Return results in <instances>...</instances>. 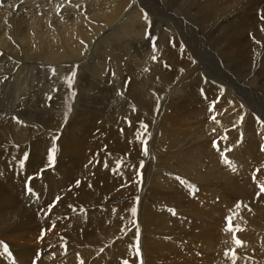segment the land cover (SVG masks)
I'll return each mask as SVG.
<instances>
[{
  "label": "rangeland",
  "instance_id": "obj_1",
  "mask_svg": "<svg viewBox=\"0 0 264 264\" xmlns=\"http://www.w3.org/2000/svg\"><path fill=\"white\" fill-rule=\"evenodd\" d=\"M9 1L11 2V5H10ZM61 1L60 0H32V1L31 0H17V4H13L12 0H0V28L4 31L6 30L7 32L9 30L8 33H10L12 39L14 37H15L14 39H16V37H17V39H16L17 43L14 42L15 44H13V42L11 40H9L10 41L9 45L11 47H9V45L6 46L7 44H5V43L3 44L2 43L3 40H0V42L2 43L0 45H3V46H0L1 47L0 48V50H1L0 51V53H1L0 54V80H1L0 81V110L4 111L3 114L0 111V120H1L0 124L3 125V127H2V125H0V148H1V150H0V169L3 168V170H2L3 172L2 171L0 172V175H1L0 176V190H2V188L8 183L6 181V175H7L6 171H7L8 174L10 173L11 175H16V176L19 175L20 176L21 180H23L22 187L24 189L22 188V192H23V190L25 191L24 194L20 195L19 193L18 194H16L15 192L13 193V190H12L11 192L7 193L9 196L6 194L7 196L3 195V197L0 198V205H1L0 206V246H1L0 247V264H69L67 259L69 260L70 253H71L72 249L81 245L82 242H83V244L88 245L89 247H92V246L96 247L97 245H103V244H99L102 237H99L100 238V239L98 238L99 241L98 240L96 241L97 245H89V242L87 241L88 240L87 235L91 231V229H89V228H91L93 225H102L101 227L108 226V225H114L115 226L117 222L118 223L122 222V220L125 218L124 217L125 214H127V212H126L128 209V207H126L127 205L122 204L121 206L120 205L114 206V207H111V209H110V207H104L103 208L101 205H97V204L95 205L93 202H89L88 204H91V205L93 204L91 207L92 209H94V208H99V209H94L93 212L91 211L90 213L86 214L83 217L77 216L78 218H75V219L71 218L70 222L69 221L67 222V220L62 221L61 218H64L66 216V215L65 216L63 215L66 210L64 211L62 209L65 208L63 205L67 201H70V202H68V207L72 206V204L74 205V204H82V203H80L79 199H70L69 200L67 197L62 196L63 195V194H61L62 191L67 190V189L70 190L72 187L71 185L70 186L64 185L59 189H56V190L54 189V192L52 195H55V196H52V195L48 196V194L50 195V193H47V191H49V185H47V184H49V181H51L53 184H55L54 186H56L57 183H58V185H60L63 181H65L67 179H71L75 183H77V181H79L80 182L79 186H81V188L88 187L89 185L92 186V184H96V183L102 181V179L101 180L99 179L101 176L107 177V175L112 173L111 172L112 165L110 168H109V165H110V162L116 163V161H117L116 159L122 161V163H121L119 169H117L116 172H113L115 174H117V173L132 174V173H134V171H138L139 175H141L140 177L142 178L143 175L146 174V172H157L156 171V170H158L157 166H159L160 164H161V166H166V169H168V167H169V169L173 167L175 170V173L178 174V175L174 174L175 175V176L173 175L174 177L177 176L179 179L185 178L183 180H187V182H190L194 179L193 180L194 182L192 184L195 185L194 187H196V188L198 187L197 191H199L201 189H205L207 191V194H208L210 200L212 199V202L219 201L223 197H227V198L230 197L229 199H232V200L234 199L233 200L234 203L239 202L241 204V206H244L245 208L248 207L250 212L254 215L253 216L250 213L252 217L249 214V216H247V218H250V219H247V218H245L246 217L245 215L239 216L238 214L231 212V211H226L224 209H219V210L215 209L214 210L212 208L204 210L203 214H201V213L197 214V213H193V212L188 211L185 207H183L184 204H179L175 208L176 209L177 208L182 209V211H183V212L179 211V216H180V219L182 220L181 221L182 223L179 224L178 228H175L172 231L165 230L163 232L164 235L162 237L167 236L166 239H169V240H171V238H172V241H174V243H176L179 240H182V241L187 240V242L191 241L193 243H196V241L198 240V236L201 233H203V232L206 233L208 230L209 231H212V230L216 231L217 227L219 225H223L226 227V225H227L226 217H229V216L233 217L232 223L234 226L239 225L240 229H242L241 231L247 230L248 231L247 234H250V235L252 234L253 236L258 237L259 234L262 233V231H264L260 227L263 223L261 224L262 221L259 220L260 218H259L258 213H257V203L259 202V200H261L262 197H264V193L262 194V192H260V186L264 185V176H263L264 175V171H263L264 170V164H260V163H264V152H263L264 151V145H262V143L264 144V140H263L264 138L262 137L263 135L260 136L259 134L257 135V133H252V135H251V132H249L250 133L249 134L245 130H240V133L233 140L229 141L227 134L224 135L221 132H219L220 129L218 128L216 121H218L220 117L222 119L223 115L226 116L227 115V109L232 108V106L234 105L231 98H228L225 95H222L219 93H216L218 99H220L225 104V107L219 109V113L217 112L219 106L218 107L214 106V105H212V102H211L210 105H208L206 107V110H204V111L192 110L190 115L189 114H185V115L183 114L182 116H179L177 118V120L175 121V123L173 122V124H170L169 127L164 126L165 123L161 124L159 127H155L156 115L154 116L155 110L152 109V107H147L148 114L143 115V116H141V114H142L141 111H138L135 108H134V110H129V109L127 110V107L125 104L118 103L116 101V99H114L113 97H114V95H117L118 88H121L123 90V92L126 93V90H128L130 88V86L132 85V83L134 81L132 78L134 65H131V64H134L137 60L140 59V52L137 53V57L135 59V62H132V60H130L127 57L129 54L128 51H126L124 49V47H121L119 45V42L117 39V37H119V36L117 34H116L117 37L110 36V38H108L105 42H103L102 45L98 48L99 50H96L93 53L92 60L90 61V64L88 65V67H86L83 72L80 70L82 81L80 80L79 83L74 82L73 85L67 86V80H70V78H68V76L71 73V68H72L74 62H77V59H72V58H69V59H66V58H63V59L43 58V57H38L37 55H35L33 53H28L25 50V46L28 43L29 36H37L40 34V32L47 31L49 33V35H51L54 38H58V37L62 38L63 34L66 32V28L71 29L69 27L65 28V26L62 25V23L58 24L56 19L53 18L54 17L53 13L55 11L57 13V11L60 10L59 6L61 5ZM44 2H45V4H44ZM8 3H9V5H8ZM164 3L167 4V2H164ZM52 4H54V5L52 6ZM262 4L264 5V0H262V3L259 4L260 6L257 7L258 9L253 10L255 16H257V14L259 16L261 12L264 13V8H262ZM30 5H31V7H30ZM39 5H40V7H38ZM57 5H58L57 10L52 9L54 6H57ZM62 6H63V4H62ZM42 7L44 9H42ZM178 7L179 6H174V4L169 2V5H168L169 12H172L173 14H178V12H177ZM9 8L11 10H9ZM34 8H36V10ZM49 8H51L52 10H49ZM260 8H261V10H260ZM22 9H24V10H22ZM30 9H31V12H30ZM40 9H42L41 10L42 12L40 11ZM67 10H69V9H67ZM8 11L11 12V14L8 13ZM27 11H29V12H27ZM60 12H61V10H60ZM189 12H188L189 18H187L186 20L190 22L191 26H195L196 29L201 34H202V31H205V33H203L202 39H197L193 36L189 37L190 42L193 45V47H195L200 53V58L202 61L200 63L202 65L203 69L206 72H208L209 75H211L212 77H214V76H215V78L219 77V78H222L223 80H226L228 82H231L233 84H236V85H239L240 87H242L244 89V92H242L243 90H239V91L236 90V94L241 96L243 98V101L247 105L252 106L253 108L256 109V111L258 110L261 114L264 115V84H263L264 83V79H263L264 78L263 77L264 76V68H263L262 61L259 57V53L257 52V51H259L258 50L259 45L261 46V48L264 47V45L262 46V44H261L264 42V31H262L263 35L256 37L257 38L256 39L257 47H256V44H255V46H252L251 41H253V40H251L252 39L251 36H253L255 33H252L250 30H248L247 33H244L241 35V37L244 38V39H242L240 36L233 34L232 29L230 27L223 28L224 31L222 30V28L214 29V27L216 28V26L220 23L219 21H222V18H221L222 16L220 17L219 15H213V13L210 12V10L205 9L203 7H197L196 9L189 11ZM32 14H33V16H32ZM38 14H40L39 15L40 18L38 16ZM60 14H62V13H60ZM163 14H165L163 16H166V13L163 12ZM182 15H183V13L180 14V16H182ZM24 16H27V17H24ZM45 16H46V18H45ZM57 16H58V14H57ZM31 18L33 19V21L36 19L34 23H33ZM172 18L173 17L168 16L167 21L170 22L169 24L174 29L177 28V24L183 26V21L180 20V22H176V20L172 19ZM241 18H243V17H241ZM241 18L239 17L240 20H241ZM17 19L19 20V22L20 21L21 22L16 23V21H18ZM29 19H31V20H29ZM249 20H251V21L249 22ZM249 20H247L249 23L253 22L252 18ZM24 21H26V22H24ZM28 21L30 22V24H28ZM1 24H2V26H1ZM14 24H15V26H14ZM49 24H52V25H49ZM5 25H7V26H5ZM8 26H10L11 28ZM12 26H14V27H12ZM19 26L23 27V29L25 30V33L27 35L23 36L17 30L18 28H20ZM3 27L7 28V29H4ZM166 27H167L166 23L163 25V28H160V29L151 27V29L148 30L144 36H146L145 39H153L154 43L153 44L147 43L145 45H149L159 52V50L162 49V47L160 46V43L169 42L167 53H168L169 57L174 58V52L170 49V47H173V40L170 39V40L164 41V40L160 39L161 36L163 35ZM46 28L49 30H47ZM1 29H0V31H1ZM11 29L13 30V32ZM225 29H226V31H225ZM229 30H231V31H229ZM242 30H244V29H242ZM28 32H29V34H28ZM213 32H214V34H212ZM18 33L20 35H22V37L19 38L20 40L18 39ZM220 33L223 34L224 37L222 35H220ZM214 35L215 36L217 35V36L215 37ZM218 36H220V38H218ZM207 38H209V40L210 39L211 40L208 41ZM242 40H244V41L241 43L240 41H242ZM3 42H5V41H3ZM209 42H211V43H209ZM12 44H13V46L15 45L14 49H11V48H13ZM211 44H213V45H211ZM237 45H239L240 47H237ZM207 46H209V47H207ZM223 46L225 49L223 48ZM7 48H8V50H7ZM9 48H10V50H9ZM16 48H17V50H16ZM207 48H209L211 50V52ZM247 48H249V49H247ZM252 48L254 51L251 50ZM13 50L14 51L16 50V52H14ZM140 51H143V50L140 48ZM214 51L217 52L216 53L217 57L213 53ZM255 51H256V53H255ZM253 53L255 54V57H254ZM249 54H251V55L249 56ZM240 55H243V56L241 57ZM7 56H8V58H7ZM105 56H108V57L106 58ZM223 56H225V59H228L227 61L229 64L225 61ZM245 56H247V57H245ZM4 57L6 58V61L3 60ZM144 57L145 58L149 57V55L145 54L143 56V58ZM115 58H116V60H115ZM45 59H49V60L46 61ZM155 60L159 62V56H157ZM176 62L177 63L180 62L178 58L175 59L174 63H169V58L165 59L166 65H170V64L175 65ZM67 63H69L71 67ZM226 64H228L229 67ZM236 64H239V66L238 65L236 66ZM258 66H261L263 69L258 67ZM3 68H5V69H3ZM66 69L69 70V73ZM259 69H262V70L260 71ZM96 70H99L98 73L100 74V76H98V77H96L94 75V72ZM137 70H138V68H137ZM118 72L120 75L117 74ZM183 72L185 73L186 70L184 69ZM250 72L255 73V76H257V78H258L257 82L252 83V85H250V86L240 84L238 81L239 80L245 81L243 77L245 75L251 74ZM130 73H132V74H130ZM226 73H228L232 78H229L226 75ZM221 74H223V75H221ZM260 77H261V80H260ZM219 78H217V79H219ZM192 79H191L192 81L190 80L192 82V84L189 81L190 83L188 82L187 85H185L184 87H181L180 90L175 95L174 103H176L177 105L171 107V109H170L171 112H172V110L177 111L178 107L181 108L182 111L184 110V108L187 110L188 107H185L187 104H189L190 102H194L196 100H200L201 98L205 97L206 94L209 93L210 90L206 84H203L200 81L195 80L194 78H192ZM16 80H17V82L14 83ZM117 80H119V81H117ZM8 82L9 83L11 82L10 83L11 85ZM21 82L22 83L24 82V83L21 84ZM52 83H54V84H52ZM42 85H44V86H42ZM128 86H129V88H128ZM12 87L15 89H13ZM248 88H251L252 90H249ZM15 90H16V92H15ZM2 91H3V93H2ZM200 92H202V93H200ZM19 93H21V94H19ZM25 93H27V94H25ZM8 96H9V98H8ZM247 97H249V98H247ZM19 98H21V100ZM65 98H66V100H65ZM29 99H31V100H29ZM246 99L248 102L245 101ZM14 100H16V101H14ZM25 100H26V102H25ZM27 100L29 101V103L31 105L29 103H27L28 102ZM8 101H9V103H8ZM131 101L134 104H139L136 99H132ZM20 102H21V104H20ZM24 103H25V106H24ZM16 104L17 105L19 104L18 107ZM140 104H142V103H140ZM10 105H12L11 106V107H13L12 109H11ZM42 105H43L44 109L42 108ZM120 106L123 107L124 109H126V112H124L123 110H120ZM215 107H217V108H215ZM209 108H212V111H210ZM213 108H215V109L213 110ZM14 110H16V111H14ZM67 110H69V111H67ZM6 111H8V112H6ZM10 111H12L13 113ZM16 112H18V115ZM215 112H217V113H215ZM120 114H121V116H120ZM201 114H204L205 117L202 121H199L200 117L202 116ZM126 115H127V117H126ZM4 116L6 117V119L4 118ZM74 116H75V119H74ZM212 116L216 117V121L211 119ZM14 117H15V119H14ZM61 117L63 120L61 119ZM109 117L112 120H110ZM197 117H198V119H197ZM103 118L105 121L104 124L105 125L107 124V127L111 126V128H113L115 126L114 128H116V129L121 128L122 130L119 129L118 131L120 132V134L123 131L122 134L123 135L125 134V136L128 137L129 140H131V141L128 140L129 142L139 140L142 134H143V136H142L143 140H148L147 141V151H148L147 154H145L144 151H142V149H141L142 153L141 152L138 153V155L142 154L140 159L143 161V166L141 168H138L135 170L134 167L128 166L126 164V161L131 156V152L128 151V149L124 146L125 140H123L121 138L119 139V137L116 138L113 141L114 143L112 142L111 145H104V146L100 145V146H98L100 150L102 147L104 149H107V146H112V148L115 152V153L113 152L112 154H115V155L118 154L116 156L111 155L109 157H106L105 161L100 156L99 153H95L96 151H98V148L97 147L95 148V146L94 147L93 146H86L82 149H80V148L75 149L74 148L76 150V152L63 150V142L66 145L68 143H70L69 146H72L73 144H76L79 142H84V141L86 142V140L88 138L90 139L91 136L88 137L86 135L91 133V132H95L96 129L99 128L97 123H99ZM130 118H131V120H130ZM138 119L140 120L139 122L143 121L144 124H147V125L151 124V125H148L147 131L144 130L142 125L140 126L141 123L138 122ZM5 120L7 121L6 123H5ZM168 120H173V118L168 119ZM87 121H89L93 124L92 128H89V126H87V125H83ZM129 121L131 122L132 125L129 123ZM51 122H53L54 124L52 125ZM71 122H73V123H71ZM13 123H14V125H12ZM17 123H19V124H17ZM37 123H38V125H37ZM120 124H121V126H120ZM4 125H6L5 126L6 128L4 127ZM112 125H113V127H112ZM58 126H60L59 129H58ZM76 126H78V128L80 130L78 128H76ZM85 127L88 129H86ZM10 128H14V129H10ZM73 128H74V130H72ZM17 129H18V132H17ZM75 129L77 130V132L75 131ZM81 129H82V131H81ZM132 129H133V132H131ZM198 129L200 131H202V130H204V131L206 130V131L200 132ZM213 129H215L216 133H215V131H213ZM38 130H39V132H38ZM176 130L181 131L183 134L185 132L184 135H187V136L180 139L179 142H173V134H174V131H176ZM9 131L12 132L13 134L10 133ZM143 132L147 134V137H146V134H144ZM153 132H155V133L153 134ZM158 132H160V133H158ZM194 132H196V134ZM73 133H74V135H73ZM5 134H7V135L5 136ZM161 134H162V136L164 135V138H162ZM256 135H257V137H255ZM78 136H80V137H78ZM159 136H161V137H159ZM132 137H134V138H132ZM150 137H151V139H150ZM158 137L161 138V140L160 139L158 140ZM223 137H227V138L222 139ZM250 137L255 138L256 145H254V143H251L252 142L251 140H248V139H250ZM31 139H33V140H31ZM214 139L218 144V147H213L214 151L210 153V154H214V155L209 154L210 156H208L207 155L208 153L205 152L207 149L204 147L201 148V150H203L205 152V153H203V156L204 157L206 156V158L208 159V162L202 163L199 165L196 164L197 170L194 169L193 171H190L192 173L191 174L188 170H190V169L192 170L193 168H191V167L193 165H195L194 157L196 156L195 153L197 152L196 146H198L200 144L202 146L204 144H209L210 142L212 143L214 141ZM15 140L16 141L18 140V141L16 142ZM68 140H69V142H68ZM155 140H157L156 143H155ZM158 141H159V143H162V142L164 143V144L162 143V145H161L162 147H160V149H162L164 147L161 150L162 153H161L159 147L156 145V144H158ZM220 141H226L227 143L228 142H230V143L227 144L228 147H226V146L223 147L222 145H220V143H218ZM202 143H204V144H202ZM244 144H246V145L249 144L248 146L251 149L250 152H252L250 154H252V156L254 155L253 156L254 161L252 162V170L250 169V171L248 172V174L250 173L248 178L240 176L238 171L236 170V168H234V163L237 160H239V156L241 154V149H242L241 146ZM35 145H36V147H35ZM188 146H189V148H188ZM5 147H7V148H5ZM13 147H15L14 149H16V148L17 149L14 150ZM18 147H19V150H18ZM49 147H51V148H49ZM53 147L55 148L54 157H56V158H54V161L49 162V160L47 158L48 153H49L48 151L50 149H52ZM175 147H177V150ZM190 147H191V149H190ZM3 148H5L6 150ZM93 148H95V149H93ZM154 148H156L157 152L160 151V153L155 152ZM167 148L169 150H166ZM229 148H231V151L228 150ZM78 149H79V151H78ZM157 149H159V150H157ZM179 149H180V151H179ZM17 150L19 151L18 156L14 155L16 153L15 151H17ZM238 150H240V153ZM12 151L14 152V154L10 153ZM91 151H92V153H91ZM181 151H182V153H181ZM222 152H223L224 157H226L228 161L232 162L231 165L224 162V158L221 155ZM143 153L145 156L143 155ZM169 153L172 154L171 158L168 157V156H170ZM260 153H263L262 158L260 155H258ZM161 154H162V156H161ZM60 155H61V157H60ZM146 155H149L151 158L149 156L146 157ZM178 155L179 156L181 155V156L179 157ZM232 155H233V157H232ZM43 156H45V157H43ZM62 156H64V157H62ZM68 156H69V158H68ZM97 156H99V157H97ZM259 156H260V158H259ZM33 157H35V158H33ZM78 157H81V160H84V163L86 165L85 169H81L79 165H73L71 163V160L73 158H78ZM159 157H161V158H159ZM163 157L167 160V164H166V161ZM144 158H146V159H144ZM155 158H157V159H155ZM175 158H177V159H175ZM178 158H179V160H178ZM102 159H103V161H102ZM260 159H262V161ZM14 160H16V161H14ZM32 160H33V162H32ZM35 160H36V162H35ZM158 160H160V161H158ZM181 161L182 162L184 161L183 162L184 165L181 163ZM21 162H23V164H21ZM104 162H105V164L107 163V165H108L107 167L106 166L103 167ZM157 162H160V164ZM168 162L171 165L170 164L168 165ZM172 162H173V164H172ZM191 162H193V164H191ZM200 165L201 166L204 165V166L201 167ZM114 166H116V164H114ZM153 166H156V167H153ZM183 166H185V167H183ZM232 167L235 170H233ZM104 168H105V170H104ZM198 168H200V169H198ZM92 169H96L98 172H100L102 174L99 176H94L95 171H93ZM90 170H92V171H90ZM143 170H144V172H143ZM60 171L62 172L61 174H59ZM170 171L171 170H169L168 172H170ZM212 171H214V172H212ZM210 172H212L213 174H211ZM229 173H230V175H229ZM255 174L259 175V178L258 177L256 178ZM260 174H261V176H260ZM184 175H185V177H184ZM202 175H205V176H202ZM89 176H92V180L90 183L88 182L89 183V185H88L85 183V180ZM179 176H181V177H179ZM190 176H192V177H190ZM254 176H255V179H253ZM94 177L98 181L95 180ZM29 178H31V179H29ZM182 179H180V181ZM250 179H251V181H250ZM259 179H261L263 181H261ZM154 180H156V179L153 177L151 182L153 184H156V181L153 182ZM164 180H166V179H164ZM37 181H39V182H37ZM167 182L170 183L171 181L168 180ZM34 183H36V184H34ZM228 183H230V184H228ZM242 183H243V185H242ZM236 185H238V187ZM253 185H254V187H253ZM154 186L156 187L157 184ZM29 187H31V189H32L31 193L28 192ZM66 187H68V188H66ZM145 190L146 189L139 191L138 194L143 193V194H145V197H149L150 194L153 196V193L151 191H148L146 193ZM238 190H240L242 192L244 191V192L242 193ZM255 190H257V191H255ZM235 192H237V193H235ZM54 193H56V194H54ZM154 193L156 194L157 192H154ZM252 193H253V195H252ZM257 193H260L259 194L260 196L257 195ZM216 194H217V196H216ZM57 196L60 197L59 202L56 200ZM50 197L53 199V201ZM214 197H216L215 200H214ZM240 197H242V198H240ZM243 197H245L247 200L244 199ZM47 198H49L51 200H49ZM236 198L239 199L240 201L239 200L236 201ZM248 198H249V200H248ZM61 199L64 201V203L62 202ZM242 199H244V200H242ZM47 200H49V202H47ZM76 200L77 201L79 200L78 201L79 203H77ZM247 201L248 202L250 201V202L248 203ZM53 202H55L57 205L55 204V207L49 209V205L53 204ZM138 203H139V201H137V205H138ZM46 204H48V205H46ZM253 204H255V205H253ZM43 205L46 208V211H44ZM58 205H60V206L57 207ZM61 205H62V207H61ZM167 205L168 204L165 203V206H166L165 209H167L168 211L171 210L169 205L168 206ZM216 205L217 204H215V206ZM123 206H124V208H123ZM218 207H220V206H218ZM47 208H48V210H47ZM53 209L54 210L56 209V210L54 211ZM51 210H53V211H51ZM122 210H123V212H122ZM120 211L122 212L121 215L119 214ZM185 211L187 213H185ZM211 211H213V212H211ZM57 212L63 213L62 215L64 217L61 216V214L59 215ZM13 213H15V214H13ZM53 213H56V215ZM173 213L177 214L175 212V210L173 211ZM231 213H233V214H231ZM51 214H52V216H51ZM111 214H112V216H111ZM103 215H105V216H103ZM236 215H237V217H235ZM1 216H2V218H1ZM11 217H13L14 219ZM41 217H43V218H41ZM98 217L100 220L97 219ZM103 217H105V219ZM106 217L111 218L112 222L110 221V219H108ZM39 218H41V219H39ZM251 218L252 219L255 218V219L252 220ZM190 219H194V220L200 219L201 220L200 226L196 227L194 232L189 229V222H186V221H189ZM23 221H24V223H23ZM101 221H103V222H101ZM106 221L109 224H107ZM255 221H256V223H255ZM96 222H98L99 224ZM202 222H203V224H202ZM88 226H89V228H88ZM116 226H118V225H116ZM114 228L116 230L118 229V232L121 230L118 227L117 228L114 227ZM196 230H197V232H196ZM239 232L240 231L235 232L236 238H238L236 235ZM180 233H181V235H180ZM230 234H232V236H233L232 232H230ZM215 235H216V232H215ZM227 235H229V234H224V237H223L224 239L221 238V239L216 240L214 238L215 241L211 240L209 242V244L207 245V247L205 248L204 253L209 257L215 258V257L219 256L220 249H223V247H225V249H223V251L225 250L228 253L232 254V250L233 249L235 250V247L233 246L232 248L229 249L226 246H224L226 241H227L225 236H227ZM115 236H119V235H115ZM115 236H112L109 234L105 238L106 242L104 244H108L111 241L110 240L111 237L113 238ZM194 236H196V237H194ZM92 238H94V240H95L94 236ZM107 239H108V241H107ZM198 241H197V243H198ZM4 245L7 246L8 252L4 253ZM137 247H138V245H137ZM107 248H105L104 250H107V252H111L114 255L111 257L113 259L110 260V262L106 261L104 264H110V263L111 264H125V260L128 261V264H133L130 261V260H132V256L128 257L127 259H124V258H126L123 256V251L125 250L124 248L123 249L121 248L120 249L121 251L119 250V252L115 251V246H113L112 248H111V246L107 247ZM109 249H111V250H109ZM11 250H13V251H11ZM200 251H201L200 248L196 249V253H199ZM115 253L118 255H116ZM138 262L139 263H134V264H144V263L145 264H151L148 260L144 259L143 256L139 257ZM197 263H199V262H197ZM199 264H205V263H199ZM206 264H208V263H206Z\"/></svg>",
  "mask_w": 264,
  "mask_h": 264
},
{
  "label": "bare ground",
  "instance_id": "obj_2",
  "mask_svg": "<svg viewBox=\"0 0 264 264\" xmlns=\"http://www.w3.org/2000/svg\"><path fill=\"white\" fill-rule=\"evenodd\" d=\"M13 4H17V0H12ZM32 1V0H31ZM61 1V0H60ZM10 2V1H9ZM38 2V1H37ZM41 2V1H40ZM59 2V1H58ZM164 2H167L164 3ZM169 2L174 4V6H179L177 9L178 14H173L172 12H169ZM22 3V2H21ZM31 3V2H30ZM56 3V2H55ZM262 3V0H62L61 1V7L59 6V11H56L53 13L54 15V19H56L57 23H62V25L66 27H69L71 29H67L66 28V32L63 34V37L60 38H54L51 35H49V33L47 31H42L40 32L39 35L37 36H29L28 38V43L25 46V50L28 53H33L35 55H37L38 57H43V58H57V59H77V62H74L72 68H71V73L69 74L68 78H70V80H67V86L73 85L74 82L79 83V81L81 80V71L83 72L85 70L86 67H88V65L90 64V61L92 60V56L93 53L96 50H99L98 48L102 45L103 42H105L108 38H110V36H116V34L119 36L117 37L119 45L121 47H124V49L126 51H128V58L130 60H132V62H135V59L137 57V53L140 52V59L137 60L133 66V83L132 85L128 86V90H126V93L123 92V90L121 88H118V93L117 95H114V99H116V101L118 103H122L125 104L127 107V110H134V108L138 111H141V116L148 114L147 111V107H152V109H154V116L156 115V120H155V127H159L161 124L165 123L164 126L169 127L170 124H173V122L175 123V121L177 120V118L179 116H182L183 114H189L191 113L192 110L195 111H204L206 110V107L208 105H210V103L212 102V105L214 106H219L217 112L219 113V109L225 107V104L218 99L216 93L225 95L228 98H231L234 105L232 106V108L227 109V115L224 116L221 119V117L219 118V122L216 123L218 125V128L220 129L219 132H221L222 134L228 136V140L231 141L233 140L239 133L240 130H245L248 133L251 132L252 133H257V135L259 134L260 136L263 135L262 137L264 138V115L261 114L258 110L256 111L255 108H253L250 105H247L244 101L243 98L239 95L236 94V90H243L242 92H244V89L242 87H240L239 85L233 84L231 82H228L226 80H223L222 78H215L212 77L211 75H209L208 72H206L201 63V58H200V53L199 51L193 47V45L190 42L189 37L193 36L197 39H202L203 37V33H205V31H202V34L199 33V31L196 29L195 26H191L190 22L187 21L186 19L189 18L188 12L192 11L194 9H196L197 7H203L205 9L210 10V12L213 13V15H219L222 18V21H219L220 23L216 26V28L214 27V29H220L222 28H227L230 27L232 29V33L236 34L238 36L241 37L242 34L247 33L248 30H250L252 33H255L253 36H251V44L252 46H255L256 44V37H259L262 34V29H264V13H260V15L255 16L253 10L254 9H258L257 7L260 6L259 4ZM20 4V3H19ZM24 4V3H23ZM22 4V5H23ZM29 4V3H28ZM34 4V3H33ZM39 4V3H38ZM45 4V2H44ZM63 4V6H62ZM70 4V5H69ZM9 5V3H8ZM11 5V2H10ZM54 4H52L53 6ZM185 5V6H184ZM29 6V5H28ZM27 6V7H28ZM15 7V6H14ZM31 7V5H30ZM29 7V8H30ZM35 7V6H34ZM40 7V5L38 6ZM187 7V8H186ZM33 8V7H32ZM58 5L54 6L52 9H56L57 10ZM262 8H264V5L262 4ZM7 9V8H6ZM36 10V8H34ZM38 9V8H37ZM42 9H44L42 7ZM40 9V11L42 10ZM51 8H49V10H52ZM69 9V10H67ZM9 10H11L9 8ZM14 10V9H13ZM24 10V9H22ZM34 10V11H35ZM261 10V8H260ZM6 11V10H5ZM44 11V10H43ZM259 11V10H258ZM3 12V11H2ZM16 12V11H15ZM29 12V11H27ZM31 12V9H30ZM38 12V11H37ZM36 12V13H37ZM42 12V11H41ZM166 13V16H163ZM8 13L11 14V12L8 11ZM40 13V12H39ZM45 13V12H44ZM47 13V12H46ZM51 13V12H50ZM62 13V14H60ZM183 13L182 16H180V14ZM190 13V12H189ZM2 14V13H1ZM58 14V16H57ZM60 14V15H59ZM201 14V13H200ZM40 14H38L39 16ZM5 16V15H4ZM10 16V15H9ZM33 16V14H32ZM145 16L147 17V19H145ZM168 16L173 17L172 19H175L176 22H180L183 21V26L177 24V28H173L167 21ZM194 16V15H193ZM261 16V17H260ZM27 17V16H24ZM202 17V16H201ZM239 17H243L241 18V20L239 19ZM6 18V17H5ZM8 18V17H7ZM40 18V16H39ZM46 18V16H45ZM50 18V17H49ZM165 18V19H164ZM204 18V17H203ZM253 19V22L249 23L251 20L249 19ZM20 19V18H19ZM23 19V18H22ZM32 19V18H31ZM29 19V20H31ZM35 19V18H34ZM219 19V18H218ZM16 20V19H15ZM18 20V19H17ZM36 20V19H35ZM35 20L33 21V23L35 22ZM249 20V22L247 21ZM14 21V20H13ZM27 21V20H26ZM24 21V22H26ZM3 22V21H2ZM11 22V21H10ZM19 22L16 21V23ZM21 22V21H20ZM19 22V23H20ZM206 22V21H205ZM218 22V21H217ZM14 23V22H13ZM37 23V22H36ZM35 23V24H36ZM53 23V22H52ZM167 24V27L164 30L163 35L161 36L160 39L166 41V40H173V47H170V49L174 52V58L173 57H169L168 55V44L169 42L166 43H160V46L162 47L161 50H159V52L152 48L149 45H145L147 43H154L153 39H145L146 36H144L148 30L151 29V27L154 28H163L164 24ZM24 24V23H23ZM22 24V25H23ZM27 24V23H26ZM28 24H30V22L28 21ZM39 24V23H38ZM42 24V23H41ZM19 25V24H18ZM52 25V24H49ZM207 25V24H206ZM229 25V26H228ZM2 26V24H1ZM7 26V25H5ZM15 26V24H14ZM12 26V27H14ZM37 26V25H36ZM63 26V27H64ZM208 26V25H207ZM10 27V26H8ZM20 28H18L17 30L24 36L27 35L25 33V30L23 29L22 26H19ZM4 28V27H3ZM11 28V27H10ZM213 28V27H212ZM1 29V28H0ZM7 29V28H4ZM16 29V28H15ZM29 29V28H28ZM47 29V28H46ZM244 29V30H242ZM12 30V29H11ZM33 30V29H32ZM49 30V29H47ZM1 29L0 31V40H3L5 42L2 41V43L7 44L6 46L9 45L11 40L13 42V44L17 43L16 39H12L11 35L8 30V32L5 30ZM157 31V30H156ZM224 31V30H223ZM226 31V29H225ZM231 31V30H229ZM228 31V32H229ZM11 32V31H10ZM13 32V30H12ZM222 33V32H221ZM223 37L224 35L221 34ZM29 34V32H28ZM207 34V33H206ZM214 34V32L212 33ZM22 35H20L18 33V39L22 37ZM160 35V34H159ZM210 35V34H209ZM144 36V37H143ZM153 36V35H152ZM213 36V35H212ZM215 36V35H214ZM217 36V35H216ZM215 36V37H216ZM229 36V35H228ZM227 36V37H228ZM24 38V37H23ZM192 38V37H191ZM218 38H220V36H218ZM230 38V37H229ZM242 39H244L243 37H241ZM208 41L209 38H207ZM223 39V38H222ZM225 39V38H224ZM20 40V39H19ZM158 40V39H157ZM213 40V39H212ZM217 40V39H216ZM109 41V40H108ZM116 41V40H115ZM163 41V42H164ZM226 41V40H225ZM244 40L240 41L241 43ZM11 42V43H12ZM15 42V43H14ZM111 42V41H110ZM0 42V44H2ZM208 43V42H207ZM211 43V42H209ZM12 44V46H13ZM262 46L264 45V42L261 43ZM109 45V44H108ZM107 45V46H108ZM196 45V44H195ZM213 45V44H211ZM216 45V44H215ZM3 46V45H0ZM210 46V45H209ZM207 46V47H209ZM9 47H11L9 45ZM221 47V46H220ZM237 47H240L239 45H237ZM248 47V46H247ZM257 47V44H256ZM1 48V47H0ZM4 48V47H3ZM15 45L13 46L14 49ZM140 48L143 51H140ZM224 48V46H223ZM242 48V47H241ZM240 48V49H241ZM255 48V47H254ZM5 49V48H4ZM120 49V48H119ZM139 49V50H138ZM206 49V48H205ZM209 49V48H207ZM225 49V48H224ZM244 49V48H243ZM242 49V50H243ZM249 49V48H247ZM257 49V48H256ZM8 50V48H7ZM10 50V48H9ZM17 50V48H16ZM16 50L14 52H16ZM121 50V49H120ZM200 50V49H199ZM210 50V49H209ZM253 50V48L251 49ZM259 51H257L259 53V57L262 61L263 64V68H264V47L261 48V46L259 45L258 48ZM1 51V50H0ZM254 51V50H253ZM208 52V51H207ZM211 52V50H210ZM228 52V51H227ZM216 56L217 52H213ZM226 53V52H225ZM232 53V52H231ZM245 53V52H244ZM256 53V51H255ZM1 54V53H0ZM104 54V53H103ZM108 54V53H107ZM145 54H148L149 57H144L143 56ZM233 54V53H232ZM242 54V53H241ZM254 54V53H253ZM252 54V55H253ZM208 55V54H207ZM228 55V54H227ZM234 55V54H233ZM232 55V56H233ZM251 54H249L250 56ZM99 56V55H98ZM110 56V55H109ZM119 56V55H118ZM123 56V55H122ZM155 56H159V62L152 59V57ZM231 56V55H230ZM235 56V55H234ZM241 57L243 55H240ZM6 57V56H5ZM3 58L4 61H6V58ZM106 58L108 56H105ZM126 57V58H127ZM217 57V56H216ZM225 59V56H223ZM227 57V56H226ZM236 57V56H235ZM247 57V56H245ZM255 57V54H254ZM258 57V58H259ZM8 58V56H7ZM23 58V57H22ZM37 58V57H36ZM111 58V57H110ZM169 58V63H174L175 59H179V63L176 62L175 65H166L165 63V59ZM239 58V57H238ZM49 59H45L46 61ZM121 59V58H120ZM230 59V58H229ZM116 60V58H115ZM118 60V59H117ZM228 59H225V61L228 63L227 61ZM247 60V59H246ZM245 60V61H246ZM252 60V59H251ZM9 61V60H8ZM167 61V60H166ZM231 61V60H230ZM109 62V61H108ZM222 62V61H221ZM11 63V62H10ZM237 63V62H236ZM244 63V62H243ZM8 64V63H7ZM44 64V63H43ZM69 64V63H67ZM127 64V63H126ZM229 64V63H228ZM228 64H226L228 66ZM178 65V66H177ZM239 66V64H236V66ZM242 65V64H241ZM257 65V64H256ZM51 66V65H50ZM70 66V64H69ZM68 66V67H69ZM125 66V65H124ZM71 67V66H70ZM229 67V66H228ZM227 67V68H228ZM260 68H262L261 66H258ZM138 68V70H137ZM250 68V67H249ZM262 68V69H263ZM5 69V68H3ZM186 70V72L184 73L183 70ZM238 69V68H237ZM245 69V68H244ZM251 69V68H250ZM262 69H259L260 71ZM67 70V69H66ZM81 70V71H80ZM132 70V69H131ZM130 70V71H131ZM34 71V70H33ZM57 71V70H56ZM69 73V70H67ZM99 70H96L94 72V75L96 77L100 76V74L98 73ZM246 71V70H245ZM64 72V71H63ZM222 72V71H221ZM231 72V71H230ZM258 72V71H257ZM86 73V72H85ZM247 73V72H246ZM251 73V72H250ZM262 73V72H261ZM119 74V72L117 73ZM132 74V73H130ZM242 74V73H241ZM259 74V73H258ZM120 75V74H119ZM223 75V74H221ZM226 75L229 78H232L228 73H226ZM263 75V74H262ZM261 75V76H262ZM226 76V77H227ZM93 77V76H92ZM225 77V76H224ZM264 77V76H263ZM95 78V77H94ZM122 78V77H121ZM130 78V77H129ZM194 78L195 80L200 81L203 84H206L209 88V93L206 94L205 97L201 98L200 100H196L194 102H190L189 104H187L185 107H188V109L186 110L184 108V110L182 111L181 108H177V111L172 110V112L170 111L171 107L176 106L177 104L174 103L175 100V95L177 94V92L180 90L181 87H184L185 85L188 84V82ZM238 78V77H237ZM244 80H239L238 82L240 84L243 85H247L250 86L252 85V83H256L257 82V76H255V73H251L248 75H245ZM19 79V78H18ZM264 79V78H263ZM5 80V79H4ZM15 80V79H14ZM129 80V79H128ZM193 80V79H192ZM191 80V81H192ZM238 80V79H237ZM261 80V77H260ZM1 81V80H0ZM82 81V80H81ZM119 81V80H117ZM127 81V80H126ZM190 81V82H191ZM232 81V80H231ZM234 81V80H233ZM17 80L14 82L16 83ZM189 82V83H190ZM199 82V83H200ZM9 83V82H8ZM7 83V84H8ZM11 83V82H10ZM9 83V84H10ZM24 83V82H23ZM21 82V84H23ZM42 83V82H41ZM111 83V82H110ZM6 84V83H5ZM54 84V83H52ZM120 84V83H119ZM122 84V83H121ZM130 84V83H129ZM192 84V82H191ZM261 84V83H260ZM264 84V83H263ZM11 85V84H10ZM115 85V84H114ZM127 85V84H126ZM9 86V85H8ZM22 86V85H21ZM44 86V85H42ZM120 86V85H119ZM195 86V85H194ZM98 87V86H97ZM123 87V86H122ZM260 87V86H259ZM13 88V87H12ZM22 88V87H21ZM252 88V87H251ZM251 88H248L249 90H252ZM15 89V88H13ZM23 89V88H22ZM59 89V88H58ZM124 89V88H123ZM9 90V89H8ZM11 90V89H10ZM19 91V90H18ZM203 91V90H202ZM6 92V91H5ZM12 92V91H11ZM16 92V90H15ZM21 92V91H20ZM188 92V91H187ZM249 92V91H248ZM3 93V91H2ZM24 93V92H23ZM116 93V92H115ZM199 93V92H198ZM202 93V92H200ZM12 94V93H11ZM18 94V93H17ZM21 94V93H19ZM27 94V93H25ZM253 95V94H252ZM14 96V95H13ZM18 96V95H17ZM21 96V95H20ZM254 96V95H253ZM9 98V96H8ZM11 98V97H10ZM13 98V97H12ZM28 98V97H27ZM249 98V97H247ZM7 99V98H6ZM21 100V98H19ZM23 99V98H22ZM132 99H136L137 102L139 104H134L132 103ZM9 100V99H8ZM13 100V99H12ZM11 100V101H12ZM31 100V99H29ZM66 100V98H65ZM101 100V99H100ZM251 100V99H250ZM16 101V100H14ZM28 101V100H27ZM224 101V100H223ZM231 101V100H230ZM247 101V99L245 100ZM26 102V100H25ZM225 102V101H224ZM248 102V101H247ZM9 103V101H8ZM19 103V102H18ZM29 103V101L27 102ZM26 103V104H27ZM142 103V104H140ZM14 104V103H13ZM21 104V102H20ZM30 104V103H29ZM256 104V103H255ZM262 104V103H261ZM17 105V104H16ZM19 105V104H18ZM17 105V107H18ZM31 105V104H30ZM112 105V104H111ZM12 105H10L11 107ZM25 106V103H24ZM23 106V107H24ZM64 106V105H63ZM181 106V105H180ZM255 106V105H254ZM210 107V106H209ZM212 107V106H211ZM215 107V108H217ZM13 107H11L12 109ZM16 108V107H15ZM14 108V109H15ZM43 108V105H42ZM213 108V110L215 109ZM10 109V108H9ZM10 109V110H11ZM20 109V108H19ZM22 109V108H21ZM24 109V108H23ZM41 109V108H40ZM44 109V108H43ZM85 109V108H84ZM212 109V108H211ZM30 110V109H29ZM42 110V109H41ZM47 110V109H46ZM120 110H123L124 112H126V109H124L123 107L120 106ZM210 110V108H209ZM263 110V109H262ZM1 111V110H0ZM16 111V110H14ZM33 111V110H32ZM69 111V110H67ZM212 111V110H211ZM216 111V110H215ZM3 114V110L1 111ZM8 112V111H6ZM12 112V111H10ZM31 112V111H30ZM55 112V111H54ZM58 112V111H57ZM98 112V111H97ZM210 112V111H209ZM215 112V113H217ZM13 113V112H12ZM18 115V112H16ZM36 113V112H35ZM91 113V112H90ZM153 113V112H152ZM203 113V112H202ZM212 113V112H211ZM31 114V113H30ZM55 114V113H54ZM61 115V114H60ZM75 115V114H74ZM124 115V114H123ZM202 116L200 117L199 121H202L204 119V114H201ZM219 115V114H218ZM108 116V115H107ZM110 116V115H109ZM121 116V114H120ZM153 116V115H152ZM174 116V117H173ZM200 116V115H199ZM16 117V116H15ZM14 117V119H15ZM63 117V116H62ZM61 117V119H62ZM124 117V116H123ZM122 117V118H123ZM127 117V115H126ZM137 117V116H136ZM4 118L6 119V117L4 116ZM3 118V119H4ZM59 118V117H58ZM72 118V117H71ZM150 118V117H149ZM173 118V120H168ZM2 119V120H3ZM9 119V118H8ZM7 119V120H8ZM20 119V118H19ZM60 119V118H59ZM65 119V118H64ZM75 119V116H74ZM110 119V117H109ZM141 119V118H140ZM144 119V118H143ZM198 119V117H197ZM21 120V119H20ZM39 120V119H38ZM63 120V119H62ZM73 120V119H72ZM103 120V121H102ZM98 124V129H96L95 132H91L89 134H87L86 136L90 137V139L88 138L86 140V142H79L76 144H73L72 146H69L70 143H68L67 145L63 142V150H67V151H73L76 152V148H84L86 146H95V148H98V151H96L95 153H99L100 156L104 159V161L106 160V157H109L111 155H115L112 154L114 152L112 146H107V149H104L103 147L101 148V150L99 149L98 146L100 145H111V143L119 137V139H123L125 140L124 142V146L128 149V151L131 152V156L130 158L126 161V164L128 166H132L134 167V169H138L141 168V155H138V153L141 152V149L143 151L145 145L143 144L142 140V136L141 135L139 140H135L133 142H129L131 140H129L128 137L125 136V134L123 135L122 132L120 134V132L118 131L121 128H114L113 125L111 128L107 127V124L105 125V121L104 118L102 119ZM112 120V119H110ZM126 120V119H125ZM131 120V118H130ZM9 121V120H8ZM11 121V120H10ZM15 121V120H14ZM17 121V120H16ZM140 120L138 119V122ZM7 121L5 120V123ZM55 122V121H54ZM81 122V121H80ZM127 122V121H126ZM130 122V121H129ZM1 123V120H0ZM34 123V122H33ZM52 125L54 124L53 122H51ZM56 123V122H55ZM73 123V122H71ZM84 123V122H83ZM122 123V122H121ZM140 123V122H139ZM138 123V124H139ZM214 123V122H213ZM212 123V124H213ZM19 124V123H17ZM28 124V123H27ZM131 124V123H130ZM2 125V124H0ZM14 125V123L12 124ZM38 125V123H37ZM42 125V124H41ZM83 125H87L89 126V128H92V123L87 121L85 122ZM82 125V126H83ZM132 125V124H131ZM136 125V124H135ZM151 125V124H148ZM6 125H4L5 127ZM16 126V125H15ZM23 126V125H22ZM44 126V125H43ZM48 126V125H47ZM121 126V124H120ZM141 126V124H140ZM173 126V125H172ZM3 127V125H2ZM1 127V128H2ZM8 127V126H7ZM126 127V126H125ZM124 127V128H125ZM131 127V126H130ZM137 127V126H136ZM206 127V126H205ZM6 128V127H5ZM18 128V127H17ZM60 128V126H58V129ZM75 128V127H74ZM74 128L72 130H74ZM76 128H78V126H76ZM86 128V127H85ZM142 128V127H141ZM179 128V127H178ZM191 128V127H190ZM217 128V127H216ZM217 128V129H218ZM8 129V128H7ZM10 129H14V128H10ZM20 129V128H19ZM24 129V128H23ZM64 129V128H63ZM79 129V128H78ZM88 129V128H86ZM126 129V128H125ZM16 130V129H15ZM31 130V129H30ZM80 130V129H79ZM122 130V129H121ZM124 130V129H123ZM172 130V129H171ZM199 130V129H198ZM2 131V130H1ZM8 131V130H7ZM14 131V130H13ZM32 131V130H31ZM30 131V132H31ZM36 131V130H35ZM34 131V132H35ZM54 131V130H53ZM57 131V130H56ZM62 131V130H61ZM75 131L77 132V130L75 129ZM82 131V129H81ZM80 131V132H81ZM88 131V130H87ZM125 131V130H124ZM130 131V130H129ZM142 131V130H141ZM165 131V130H164ZM169 131V130H168ZM167 131V132H168ZM173 131V130H172ZM171 131V132H172ZM197 131V130H196ZM200 131V130H199ZM204 131V130H202ZM200 131V132H202ZM206 131V130H205ZM204 131V132H205ZM3 132V131H2ZM10 132V131H9ZM18 132V129H17ZM39 132V130H38ZM43 132V131H42ZM59 132V131H58ZM65 132V131H64ZM68 132V131H67ZM133 132V129L132 131ZM208 132V131H207ZM218 132V133H219ZM12 133V132H10ZM28 133V132H27ZM142 133V132H141ZM144 133V132H143ZM149 133V132H148ZM152 133V132H151ZM155 132H153L154 134ZM160 133V132H158ZM163 133V132H162ZM187 133V132H186ZM196 134V132H194ZM216 133V131H215ZM13 134V133H12ZM16 134V133H15ZM55 134V133H54ZM68 134V133H67ZM135 134V133H134ZM133 134V135H134ZM139 134V133H138ZM146 134V133H144ZM185 134V132H184ZM181 131L176 130L174 131L173 134V142H179L180 139L184 138L187 135H184ZM246 134V133H245ZM250 134V133H249ZM7 134H5L6 136ZM28 135V134H27ZM43 135V134H42ZM47 135V134H46ZM45 135V136H46ZM74 135V133H73ZM128 135V134H127ZM157 135V134H156ZM159 135V134H158ZM202 135V134H201ZM257 135L255 137H257ZM2 136V135H1ZM51 136V135H50ZM56 136V135H55ZM154 136V135H153ZM162 136V134H161ZM159 136V137H161ZM208 136V135H207ZM246 136V135H245ZM57 137V136H56ZM60 137V136H59ZM80 137V136H78ZM137 137V136H136ZM147 137V134H146ZM158 137V140L161 138ZM206 137V136H205ZM212 137V136H211ZM218 137V136H217ZM38 138V137H37ZM44 138V137H43ZM48 138V137H47ZM134 138V137H132ZM156 138V137H155ZM162 138H164V135L162 136ZM169 138V137H168ZM220 138V137H219ZM246 138V137H245ZM12 139V138H11ZM16 139V138H15ZM18 139V138H17ZM21 139V138H20ZM39 139V138H38ZM137 139V138H136ZM148 139V138H147ZM151 139V137H150ZM157 139V138H156ZM166 139V138H165ZM197 139V138H196ZM238 139V138H237ZM247 139V138H246ZM33 140V139H31ZM52 140V139H51ZM129 140V141H128ZM194 140V139H193ZM252 142L254 143V145H256L255 142V138L250 137V139ZM247 140V141H248ZM259 140V139H258ZM264 140V139H263ZM262 140V141H263ZM16 141V140H15ZM14 141V142H15ZM18 141V140H17ZM16 141V142H17ZM71 141V140H70ZM74 141V140H73ZM148 141V140H147ZM202 141V140H201ZM215 141V139H214ZM243 141V140H242ZM5 142V141H4ZM35 142V141H34ZM69 142V140H68ZM121 142V141H120ZM157 142V140H155V143ZM161 142V141H160ZM203 142V141H202ZM206 142V141H205ZM250 142V141H249ZM19 143V142H18ZM114 143V142H113ZM119 143V142H118ZM154 143V142H153ZM154 143V144H155ZM163 143V142H162ZM162 143L156 144L159 149L160 147H162ZM169 143V142H168ZM171 143V142H170ZM184 143V142H183ZM196 143V142H195ZM220 143V145H222L223 147L227 146L228 143L230 142H226V141H220L218 142ZM234 143V142H233ZM245 143V142H244ZM164 144V143H163ZM197 144V143H196ZM204 144V143H202ZM8 145V144H7ZM37 145V144H36ZM35 145V147H36ZM52 145V144H51ZM50 145V146H51ZM155 145V146H156ZM167 145V144H166ZM180 145V144H179ZM182 145V144H181ZM189 145V144H188ZM249 145V144H248ZM244 144L241 146V154L239 156V160H237L234 163V168H236V170L238 171L240 176L243 177H247L249 176L248 172L250 171V169L252 170V162L254 161V155L252 156V152H250V147ZM253 145V144H252ZM262 145H264L262 143ZM14 146V145H13ZM19 146V145H18ZM178 146V145H177ZM191 146V145H190ZM233 146V145H232ZM8 147V146H7ZM5 147V148H7ZM12 147V146H11ZM16 147V146H15ZM13 147V149L15 148ZM152 147V146H151ZM154 147V146H153ZM168 147V146H167ZM195 147V146H194ZM197 148V152L195 153L196 156L194 157V163L195 165H193L191 168H193L192 170H188L193 171L194 169L197 170V165L196 164H202V163H207L208 159L206 158V156H203V153H208L207 155H214V154H210L211 152L214 151V146H213V142L209 143V144H204L201 146L198 145L196 146ZM206 148L207 150L204 152L203 150H201V148ZM261 147V146H260ZM3 148V149H5ZM51 148V147H49ZM59 148V147H58ZM75 148V149H74ZM93 148V149H95ZM125 148V149H126ZM164 148V147H163ZM162 148V149H163ZM169 148V147H168ZM166 150H169V149ZM174 148V147H173ZM177 150V147H175ZM189 148V146H188ZM232 148V147H231ZM252 148V147H251ZM254 148V147H253ZM17 149V148H16ZM14 149V150H16ZM117 149V148H116ZM155 152L156 148H154ZM157 149V150H159ZM160 149V151L162 150ZM191 149V147H190ZM260 149V148H259ZM1 150V148H0ZM6 150V149H5ZM12 150V149H11ZM19 150V147H18ZM15 151L16 153L14 154V152H10L13 153L14 155L19 154V151ZM21 150V149H20ZM48 150V149H47ZM237 150V149H236ZM3 151V150H2ZM34 151V150H33ZM61 151V150H60ZM79 151V149H78ZM82 151V150H81ZM160 151H158L157 153H160ZM180 151V149H179ZM183 151V150H182ZM181 151V153H182ZM240 153V150H238ZM260 151V150H259ZM49 152V151H48ZM148 152V151H147ZM176 152V151H175ZM184 152V151H183ZM264 152V151H263ZM81 153V152H80ZM86 153V152H85ZM92 153V151H91ZM115 153V152H114ZM142 153V152H141ZM154 153V152H153ZM162 153V151H161ZM174 153V152H173ZM180 153V154H181ZM238 153V154H239ZM257 153V152H256ZM259 153V152H258ZM6 154V153H5ZM164 154V153H163ZM167 154V153H166ZM170 154V153H169ZM194 154V155H195ZM210 154V155H209ZM216 154V153H215ZM255 154V153H254ZM85 155V154H84ZM118 155V154H116ZM115 155V156H116ZM144 155V153H143ZM155 155V154H154ZM165 155V154H164ZM171 155L168 156L171 158ZM185 155V154H184ZM261 156V158L263 157V153L258 154ZM121 156V155H120ZM145 156V155H144ZM149 155H146V157H148ZM156 156V155H155ZM158 156V155H157ZM162 156V154H161ZM179 156V155H178ZM181 156V155H180ZM179 156V157H180ZM192 156V155H191ZM259 156V158H260ZM9 157V156H8ZM45 157V156H43ZM61 157V155H60ZM64 157V156H62ZM99 157V156H97ZM118 157V156H117ZM123 157V156H122ZM121 157V158H122ZM150 157V156H149ZM188 157V156H187ZM230 157V156H229ZM233 157V155H232ZM35 158V157H33ZM32 158V159H33ZM48 158V157H47ZM56 158V157H55ZM69 158V156H68ZM91 158V157H90ZM151 158V157H150ZM161 158V157H159ZM164 158V157H163ZM162 158V159H163ZM182 158V157H181ZM180 158V159H181ZM14 159V158H13ZM18 159V158H17ZM102 159V161H103ZM112 159V158H111ZM110 159V160H111ZM125 159V158H124ZM143 159V158H142ZM146 159V158H144ZM157 159V158H155ZM165 159V158H164ZM169 159V158H168ZM177 159V158H175ZM184 159V158H183ZM182 159V160H183ZM256 159V158H255ZM115 160V159H114ZM118 160V159H116ZM179 160V158H178ZM212 160V159H211ZM262 161V159H260ZM16 161V160H14ZM18 161V160H17ZM100 161V160H99ZM108 161V160H107ZM106 161V162H107ZM149 161V160H148ZM147 161V162H148ZM160 161V160H158ZM166 164H167V160L165 159ZM164 161V162H165ZM185 161V160H184ZM183 161V162H184ZM193 161V160H192ZM33 162V160H32ZM36 162V160H35ZM70 162V161H69ZM146 162V161H145ZM155 162V161H154ZM183 162L181 161V163L183 164ZM17 163V162H16ZM39 163V162H38ZM71 163L73 165H79L81 169H85V163L84 160H81V157L78 158H73L71 160ZM88 163V162H87ZM160 164V162H157ZM213 163V162H212ZM255 163V162H254ZM258 163V162H257ZM256 163V164H257ZM56 164V163H55ZM67 164V163H66ZM114 164L116 163H112L110 162L109 168L111 167V174L107 175V177L101 176L99 179L102 181L98 182L96 184H92V186L89 185V183L92 180V176L87 177V179L85 180V183L88 184V187H84L81 188V186H79V184L73 182V180L71 179H67L65 181H63L60 185L54 186L55 184H53L51 181H49V191H47V193H50V195L48 194V196H51L54 192V189H59L64 185H68V186H72L70 190H64L62 191L61 194H63L62 196L67 197L69 200L70 199H79L80 203L82 204H72V206L68 207V202L67 201L63 206L65 207L62 210H66L65 213H58L59 215L61 214V216H63L64 218H60L62 219V221H66L67 222L71 221L72 219L78 218L79 217H83L86 214L90 213L91 211L93 212L94 209H99V208H94L92 209V205L88 204L89 202H93L95 205H101L103 208L104 207H114V206H118V205H122V204H126L128 207L127 209V214H125V218L122 220V222L120 223H116V225L118 226H114V225H108V226H103L102 225H93L91 228V231L89 232V234L87 235L88 238V242L89 245H97L96 241L98 240L99 237H102L99 244H103V245H97L96 247L92 246L89 247L88 245L82 244L73 248L71 253H70V258L69 260L67 259V261L69 262V264H104L106 261L112 260L113 258H111L114 254L111 252H107V250H104L107 247L111 248L113 246H115V251L119 252V250L122 248H124L125 250L123 251V256L126 257L124 259H127L128 257L132 256V260H130L133 264L134 263H139V257L143 256L144 259L148 260L151 264H199V263H208V264H233V258H232V254H228L225 255V252L227 251H223V249H225V247H223V249H220V254L218 257H209L207 256L204 252H205V248L207 247V245L209 244V242L215 241L214 238L216 240L221 239L224 237V234H229L226 237V243L224 246H226L227 248H232L233 246L235 247V252H236V259H235V264H264V231H262V233L259 234V236H253L252 234H247L248 231L247 230H243L240 231L236 236L243 242V244L241 246H237L235 243V240L232 236V234H230V232H226L224 231L225 226L223 225H219L217 227V230H212V231H205L206 233H201L198 236V243L196 241V243L193 242H187V240H179L176 243H174V241H172L169 239H166V237H162L164 234L163 232L165 230H174L175 228H178L179 224H181L182 220L180 219L179 216V211L183 212L182 209L179 208H175L177 207L179 204H184L183 207H185L188 211L193 212V213H197V214H203V211L206 209H224L226 211H231L234 212L236 214H238L239 216L245 215L247 218V216H249V214L251 213L250 210L247 208H245L244 206H240V208H236V204L234 203L232 199H229L227 197H223L221 198L219 201L216 202H212V199L210 200L207 191L205 189H201L199 191H197V188L194 187L195 185H193L192 183L194 182L192 179V181L187 182V180H183L185 178H180L182 179L180 181V179L176 176L174 177L176 174L174 168H170L168 167V169H166V166H161V164L159 166H157L158 170H156L157 172H146L145 175H143V177L141 178L139 175L138 171H134V173L132 174H122V173H113L116 172V166H114ZM170 163L168 162V165ZM173 164V162H172ZM190 164V163H189ZM191 164H193V162H191ZM260 164H264V163H260ZM72 165V166H73ZM154 165V164H153ZM156 165V164H155ZM171 165V164H170ZM184 165V164H183ZM210 165V164H209ZM254 165V164H253ZM259 165V164H258ZM4 166V165H3ZM60 166V165H59ZM102 166V165H101ZM105 166V162L103 164V167ZM150 166V165H149ZM190 166V165H189ZM188 166V167H189ZM201 166V165H200ZM204 166V165H202ZM201 166V167H202ZM41 167V166H40ZM44 167V166H43ZM57 167V166H56ZM145 167V166H144ZM156 167V166H153ZM182 167V166H181ZM180 167V168H181ZM185 167V166H183ZM200 167V168H201ZM2 168V167H1ZM22 168V167H21ZM37 168V167H36ZM198 168V169H200ZM233 168V167H232ZM20 169V168H19ZM58 169V168H57ZM72 169V168H71ZM107 169V168H106ZM116 169V170H114ZM143 169V168H142ZM183 169V168H182ZM187 169V168H186ZM185 169V170H186ZM3 170L0 169V172ZM12 170V169H11ZM14 170V169H13ZM65 170V169H64ZM93 171H95V175L94 176H99L102 173L98 172L96 169H92ZM90 170V171H92ZM105 170V168H104ZM169 170H171L170 172H168ZM179 170V169H178ZM206 170V169H205ZM209 170V169H208ZM262 170V169H261ZM22 171V170H21ZM37 171V170H36ZM132 171V170H131ZM204 171V170H203ZM207 171V170H206ZM264 171V170H263ZM3 172V171H2ZM23 172V171H22ZM104 172V171H103ZM120 172V171H119ZM130 172V171H129ZM128 172V173H129ZM144 172V170H143ZM178 172V171H177ZM183 172V171H182ZM187 172V171H186ZM209 172V171H208ZM214 172V171H212ZM212 172H210L211 174H213ZM62 172L60 171L59 174H61ZM76 173V172H75ZM131 173V172H130ZM191 173V172H190ZM6 181L8 182L3 188L2 190H0V198L3 197V195H6L7 193L11 192L13 190V193L15 192L16 194H24L25 191L23 190L22 192V182L23 180H21L20 176H16V175H11L10 173L8 174V172L6 171ZM25 174V173H24ZM184 174V173H183ZM192 174V173H191ZM218 174V173H217ZM56 175V174H55ZM67 175V174H66ZM174 175V176H173ZM178 175V174H176ZM230 175V173H229ZM1 176V175H0ZM196 176V175H195ZM205 176V175H202ZM222 176V175H221ZM251 176V175H250ZM256 178H259V175L255 174ZM261 176V174H260ZM264 176V175H263ZM28 177V176H27ZM104 177V178H103ZM153 177L156 179L153 182L156 181L157 186L155 187L151 181L153 179ZM181 177V176H179ZM185 177V175H184ZM192 177V176H190ZM198 177V176H197ZM216 177V176H215ZM41 178V177H40ZM73 178V177H72ZM201 178V177H200ZM238 178V177H237ZM95 179V177H94ZM170 180L171 182H167ZM189 179V178H188ZM198 179V178H197ZM205 179V178H204ZM50 180V179H49ZM97 180V179H95ZM220 180V179H219ZM248 180V179H247ZM261 180V179H259ZM98 181V180H97ZM251 181V179H250ZM263 181V180H261ZM39 182V181H37ZM84 182V181H83ZM89 182V183H88ZM238 182V181H237ZM240 182V181H239ZM242 182V181H241ZM45 183V182H44ZM254 183V182H253ZM36 184V183H34ZM98 184V185H97ZM227 184V183H226ZM230 184V183H228ZM238 184V183H237ZM240 184V183H239ZM251 184V183H250ZM152 185V186H151ZM243 185V183H242ZM247 185V184H246ZM238 187V185H236ZM251 186V185H250ZM152 187V188H151ZM154 187V188H153ZM203 187V186H202ZM220 187V186H219ZM243 187V186H242ZM248 187V186H247ZM254 187V185H253ZM68 188V187H66ZM250 188V187H249ZM248 188V189H249ZM257 188V187H256ZM10 189V190H9ZM24 189V188H23ZM41 189V188H40ZM146 189L145 192L147 193L148 191H151L153 193V196L150 194L149 197H145V194H138L139 191ZM220 189V188H219ZM225 189V188H224ZM227 189V188H226ZM242 189V188H241ZM245 189V188H244ZM63 190V189H62ZM218 190V189H217ZM240 191V190H238ZM252 191V190H251ZM257 191V190H255ZM154 192H157L156 194ZM159 192V193H158ZM224 192V191H223ZM242 192V191H240ZM244 192V191H243ZM242 192V193H243ZM45 193V192H44ZM218 193V192H217ZM237 193V192H235ZM248 193V192H247ZM246 193V194H247ZM56 194V193H54ZM59 194V193H58ZM57 194V195H58ZM60 194V195H61ZM229 194V193H228ZM251 194V193H250ZM249 194V195H250ZM263 194V193H262ZM8 195V194H7ZM6 195V196H7ZM210 195V194H209ZM226 195V194H225ZM253 195V193H252ZM9 196V195H8ZM55 196V195H52ZM59 196V195H58ZM57 196V197H58ZM217 196V194H216ZM220 196V195H219ZM230 196V195H229ZM243 196V195H242ZM256 196V195H255ZM260 196V195H259ZM5 197V196H4ZM246 197V196H245ZM245 197H243L244 199H246ZM51 198V197H50ZM216 197H214L215 200ZM233 198V197H232ZM242 198V197H240ZM49 199V198H47ZM52 199V198H51ZM49 199V200H51ZM242 199V200H244ZM251 199V198H250ZM259 199V198H258ZM49 200H47V202H49ZM60 200V199H59ZM62 200V199H61ZM78 200V201H79ZM239 199L236 198V201H238ZM241 200V201H242ZM247 200V199H246ZM249 200V198H248ZM53 201V199H52ZM73 201V200H72ZM77 200L76 202L79 203ZM137 201H139L138 205H137ZM240 201V200H239ZM251 201V200H250ZM249 201V202H250ZM12 202V201H11ZM46 202V203H47ZM51 202V201H50ZM59 202V201H58ZM62 202L64 203V201L62 200ZM246 202V201H245ZM248 202V201H247ZM248 202V203H249ZM253 202V201H252ZM255 202V201H254ZM52 203V202H51ZM55 203V202H53ZM165 203L169 205L171 210H167L165 209ZM8 204V203H7ZM16 204V203H15ZM56 204V203H55ZM215 204L217 205L215 206ZM245 204V203H244ZM48 205V204H46ZM51 205V204H50ZM57 205V204H56ZM94 205V206H95ZM167 205V206H168ZM255 205V204H253ZM1 206V205H0ZM60 205H58L57 207H59ZM181 206V207H182ZM44 207V205H43ZM47 207V206H46ZM62 207V205H61ZM2 208V207H1ZM124 208V206H123ZM135 208V212L132 211V209ZM253 208V207H252ZM32 209V208H31ZM60 209V208H59ZM58 209V210H59ZM109 209V210H110ZM121 209V208H120ZM119 209V210H120ZM175 210V213H173V211ZM184 209V208H183ZM211 209V210H212ZM19 210V209H18ZM48 210V208H47ZM54 210V209H53ZM51 210V211H53ZM56 210V209H55ZM54 210V211H55ZM124 210V209H123ZM122 210V212H123ZM44 211H46V208L44 207ZM104 211V210H103ZM256 211V210H255ZM25 212V211H24ZM113 212V211H112ZM117 212V211H116ZM122 212L120 211V215L122 214ZM125 212V211H124ZM125 212V213H126ZM213 212V211H211ZM43 213V212H42ZM115 213V212H114ZM185 213H187L185 211ZM189 213V212H188ZM257 213L259 216V220H261V228L262 230H264V197L261 198V200H259V202L257 203ZM15 214V213H13ZM20 214V213H19ZM28 214V213H27ZM48 214V213H47ZM56 215V213H53ZM63 214V215H62ZM94 214V213H93ZM102 214V213H101ZM113 214V213H112ZM111 214V216H112ZM233 214V213H231ZM252 214V213H251ZM250 214V216H251ZM4 215V214H3ZM2 215V216H3ZM49 215V214H48ZM54 215V216H55ZM96 215V214H95ZM218 215V214H217ZM253 215V214H252ZM1 216V218H2ZM52 216V214H51ZM92 216V215H91ZM102 216V215H101ZM105 216V215H103ZM117 216V215H116ZM254 216V215H253ZM4 217V216H3ZM8 217V216H7ZM17 217V216H16ZM237 217V215L235 216ZM252 217V216H251ZM13 218V217H11ZM19 218V217H18ZM43 218V217H41ZM39 218V219H41ZM105 219V217H103ZM108 218V217H106ZM118 218V217H117ZM256 218V217H255ZM254 218V219H255ZM5 219V218H4ZM14 219V218H13ZM24 219V218H23ZM58 219V218H57ZM56 219V220H57ZM80 219V218H79ZM87 219V218H86ZM99 219V217L97 218ZM111 221V218H108ZM114 219V218H113ZM112 219V220H113ZM238 219V218H237ZM250 219V218H247ZM246 219V220H247ZM252 219V218H251ZM252 219V220H254ZM46 220V219H45ZM84 220V219H83ZM100 220V219H99ZM103 220V219H102ZM221 220V219H220ZM235 220V219H234ZM244 220V219H243ZM257 220V219H256ZM29 221V220H28ZM33 221V220H32ZM36 221V220H35ZM85 221V220H84ZM109 221V220H108ZM109 221V222H110ZM201 220H194V219H190L189 221V229L191 231H195L196 227L200 226V222ZM218 221V220H217ZM89 222V221H88ZM103 222V221H101ZM112 222V221H111ZM22 223V222H21ZM24 223V221H23ZM29 223V222H28ZM45 223V222H44ZM63 223V222H62ZM66 223V222H65ZM98 223V222H96ZM107 224H109L106 221ZM256 223V221H255ZM254 223V224H255ZM99 224V223H98ZM101 224V223H100ZM103 224V223H102ZM111 224V223H110ZM203 224V222H202ZM211 224V223H210ZM236 224V223H235ZM105 225V224H104ZM8 226V225H7ZM27 227V226H26ZM114 227H118L119 229H121L118 232V229L116 230ZM87 228V227H86ZM87 228V229H88ZM258 228V227H257ZM13 229V228H12ZM50 229V228H49ZM67 229V228H66ZM4 230V229H3ZM65 230V229H64ZM86 230V229H85ZM189 230V231H190ZM73 231V230H72ZM76 232V231H75ZM175 232V231H174ZM197 232V230H196ZM216 232V235H215ZM26 233V232H25ZM119 235V236H115V237H111V241L108 244H104L106 242L105 238L108 235ZM186 234V233H185ZM196 234V233H195ZM181 235V233H180ZM258 235V234H257ZM31 236V235H30ZM63 236V235H62ZM86 236V235H85ZM95 237L94 238L92 237ZM171 236V235H170ZM3 237V236H2ZM196 237V236H194ZM81 238V237H80ZM82 239V238H81ZM93 239V240H92ZM100 239V238H99ZM109 239V238H108ZM107 239V241H108ZM181 239V238H180ZM183 239V238H182ZM224 239V238H223ZM65 241V240H64ZM72 241V240H71ZM99 241V240H98ZM220 243V242H219ZM138 245V247H137ZM1 247V246H0ZM18 247V246H17ZM200 248V252L196 253V249ZM108 249V248H107ZM114 249V248H113ZM137 249H139V253L137 254ZM111 250V249H109ZM13 251V250H11ZM121 251V250H120ZM5 253V252H4ZM121 253V252H120ZM116 254V253H115ZM15 255V254H14ZM25 255V254H24ZM45 255V254H44ZM48 255V254H47ZM118 255V254H116ZM119 257V256H118ZM111 258V259H110ZM7 259V258H6ZM10 259V258H9ZM49 259V258H48ZM123 259V260H124ZM131 259V258H130ZM120 260V259H119ZM15 261V260H14ZM126 261V260H125ZM144 261V260H143ZM201 261V262H200ZM71 262V263H70ZM146 262V261H145ZM199 262V263H197ZM142 263V262H141ZM111 264V263H110ZM145 264V263H144Z\"/></svg>",
  "mask_w": 264,
  "mask_h": 264
},
{
  "label": "snow or ice",
  "instance_id": "obj_3",
  "mask_svg": "<svg viewBox=\"0 0 264 264\" xmlns=\"http://www.w3.org/2000/svg\"><path fill=\"white\" fill-rule=\"evenodd\" d=\"M262 18H264V17H262ZM145 19H147L146 16H145ZM262 30H264V29H262ZM152 59L155 60L156 57L153 56ZM211 110L212 109L210 108V111ZM211 119L214 120V121H216V117L215 116H212ZM216 122L218 123L219 121H216ZM129 123H131V122H129ZM140 123H141L142 127L144 128V130L147 131L148 125L147 124H144L143 121H141ZM213 131H215V129H213ZM226 138L227 137H223L222 139H226ZM142 142L145 145L143 151H144L145 154H147V140H143ZM213 146L214 147H218V144H217L216 141H213ZM228 150L231 151V148H229ZM54 153H55V148L53 147L52 149L49 150V153H48V160H49V162L54 161V158H55L54 157ZM221 155L224 158V162L231 165L232 162L228 161L227 158L224 157L223 152L221 153ZM121 163H122V161H120V160H117L116 161V169H119ZM21 164H23V162H21ZM105 166L106 167L108 166L107 163L105 164ZM141 166H143V161H141ZM116 169H114V170H116ZM233 170H235V169L233 168ZM29 179H31V178H29ZM253 179H255V176L253 177ZM79 183L80 182L77 181V184H79ZM28 192L29 193L32 192L31 187L28 188ZM260 192L264 193V185H261L260 186ZM259 194L260 193H257V195H259ZM59 199H60V197H57L56 198L57 201H59ZM240 206H241V204L238 202L235 207L238 209V208H240ZM53 207H55V203L49 205V209H51ZM132 211L135 212V208H133ZM232 220H233V217L232 216L226 217L227 225H226L224 231H226V232H232L233 233V238L235 240L236 245L237 246H241L243 244V242L241 240H239L238 238L235 237V232L241 231L242 229H240L239 225H235L234 226L233 223H232ZM4 252H8V248H7L6 245H4ZM138 253H139V249H137V254ZM228 254H229L228 252H225V255H228ZM232 258H233V264H235L236 252H235L234 249L232 250ZM125 264H128V261H125Z\"/></svg>",
  "mask_w": 264,
  "mask_h": 264
}]
</instances>
